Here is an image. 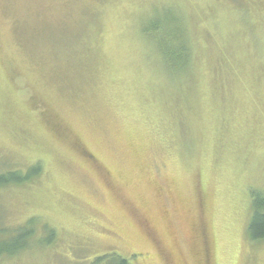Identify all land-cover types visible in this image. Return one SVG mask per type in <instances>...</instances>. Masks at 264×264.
Returning a JSON list of instances; mask_svg holds the SVG:
<instances>
[{
    "label": "rangeland",
    "instance_id": "obj_1",
    "mask_svg": "<svg viewBox=\"0 0 264 264\" xmlns=\"http://www.w3.org/2000/svg\"><path fill=\"white\" fill-rule=\"evenodd\" d=\"M175 14L193 58L178 76L154 30ZM38 162L0 188L2 229L36 220L0 264H264L247 237L264 0H0V174Z\"/></svg>",
    "mask_w": 264,
    "mask_h": 264
},
{
    "label": "trees",
    "instance_id": "obj_2",
    "mask_svg": "<svg viewBox=\"0 0 264 264\" xmlns=\"http://www.w3.org/2000/svg\"><path fill=\"white\" fill-rule=\"evenodd\" d=\"M163 38L160 40L163 51V59L172 70L173 76H178L183 70H187L192 63V46L190 35L185 20L180 14H175L165 27H156ZM153 31V30H152ZM179 69V70H176ZM183 69V70H182ZM40 162L34 167L22 170H6L0 174V188L10 184H21L37 177L41 173ZM251 219L247 228V237L252 242H264V190L251 189ZM36 220L30 219L26 224L12 229L0 227V258L3 256H15L25 250L30 242L36 238ZM45 236L38 239L39 244H49L55 239V231L44 227ZM116 257V258H115ZM100 264H129V261L111 255L96 259Z\"/></svg>",
    "mask_w": 264,
    "mask_h": 264
}]
</instances>
